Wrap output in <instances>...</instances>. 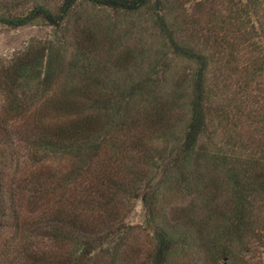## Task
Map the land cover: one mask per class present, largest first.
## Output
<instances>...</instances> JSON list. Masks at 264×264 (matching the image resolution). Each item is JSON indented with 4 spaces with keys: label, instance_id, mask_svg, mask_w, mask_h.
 I'll list each match as a JSON object with an SVG mask.
<instances>
[{
    "label": "trees",
    "instance_id": "trees-1",
    "mask_svg": "<svg viewBox=\"0 0 264 264\" xmlns=\"http://www.w3.org/2000/svg\"><path fill=\"white\" fill-rule=\"evenodd\" d=\"M191 1L0 0V264H264V0Z\"/></svg>",
    "mask_w": 264,
    "mask_h": 264
},
{
    "label": "rangeland",
    "instance_id": "rangeland-1",
    "mask_svg": "<svg viewBox=\"0 0 264 264\" xmlns=\"http://www.w3.org/2000/svg\"><path fill=\"white\" fill-rule=\"evenodd\" d=\"M195 1L199 0L186 3L187 10H191ZM49 33L50 29L46 26L30 25L21 28H11L0 24V65L9 62L11 58L23 51L30 43L45 38ZM2 102L3 97L0 94V106ZM144 215L143 204L138 201L135 210L129 217V221L133 224H142Z\"/></svg>",
    "mask_w": 264,
    "mask_h": 264
},
{
    "label": "built area",
    "instance_id": "built-area-1",
    "mask_svg": "<svg viewBox=\"0 0 264 264\" xmlns=\"http://www.w3.org/2000/svg\"><path fill=\"white\" fill-rule=\"evenodd\" d=\"M264 259V258H263Z\"/></svg>",
    "mask_w": 264,
    "mask_h": 264
}]
</instances>
